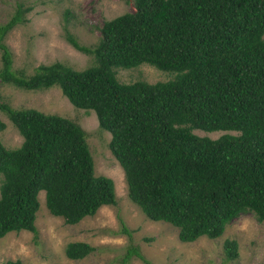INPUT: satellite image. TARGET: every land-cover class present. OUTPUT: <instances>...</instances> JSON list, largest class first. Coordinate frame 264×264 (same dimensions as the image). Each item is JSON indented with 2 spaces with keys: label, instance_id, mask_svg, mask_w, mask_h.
Listing matches in <instances>:
<instances>
[{
  "label": "trees",
  "instance_id": "16d2710c",
  "mask_svg": "<svg viewBox=\"0 0 264 264\" xmlns=\"http://www.w3.org/2000/svg\"><path fill=\"white\" fill-rule=\"evenodd\" d=\"M22 14L0 25L1 81L26 90L58 86L74 107L93 110L111 133L129 198L148 218L177 227L182 242L217 238L246 212L264 222V0H134L132 11L103 22L92 46L65 31L94 65L76 70L55 61L27 76L12 69L3 42ZM143 63L175 76L118 81V67ZM0 110L23 137L13 149L0 140V238L21 230L37 238L40 191L49 212L67 224L115 204L114 181L94 174L79 124L2 102ZM194 129L225 133L210 138ZM224 249L228 259L238 254L235 240H225ZM93 250L74 241L65 254L77 260ZM131 255L144 260L136 247Z\"/></svg>",
  "mask_w": 264,
  "mask_h": 264
},
{
  "label": "rangeland",
  "instance_id": "374dc122",
  "mask_svg": "<svg viewBox=\"0 0 264 264\" xmlns=\"http://www.w3.org/2000/svg\"><path fill=\"white\" fill-rule=\"evenodd\" d=\"M133 9L134 0H0V25L18 10L23 11L22 19L3 38L12 54V69L27 76L38 65L55 61L76 70L92 66L93 55L75 49L66 40L65 31L80 44L92 46L99 39L105 20ZM2 64L0 50V71ZM174 76L146 63L116 69V77L123 83H155ZM0 102L15 109L33 108L57 114L79 124L86 133L94 174L114 181L116 197L115 204L100 207L94 215L76 224H67L62 217L49 212L44 191H40L35 220L37 238L28 230L12 231L1 237L0 264L15 259L25 264H264V222H259L252 212L234 218L221 236H201L192 242H182L178 228L172 224L148 218L128 196L123 168L109 148L111 133L100 127L93 110L74 107L58 86L26 90L0 79ZM0 119L5 123L0 132L3 145L9 149L19 147L23 137L16 126L2 110ZM193 132L210 138L225 133L199 129ZM120 219L130 236L121 230ZM227 239L237 242L238 254L233 259L225 254ZM74 241L86 242L94 250L82 259H70L65 248ZM130 247L138 248L144 260L136 255L127 257Z\"/></svg>",
  "mask_w": 264,
  "mask_h": 264
}]
</instances>
